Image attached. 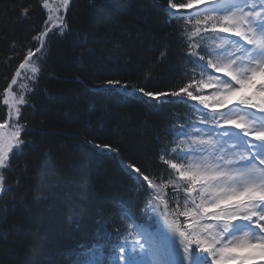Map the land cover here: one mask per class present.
Instances as JSON below:
<instances>
[{
	"label": "snow or ice",
	"instance_id": "obj_1",
	"mask_svg": "<svg viewBox=\"0 0 264 264\" xmlns=\"http://www.w3.org/2000/svg\"><path fill=\"white\" fill-rule=\"evenodd\" d=\"M72 3L39 0L46 17L21 49L0 93V103L7 107L0 122V200L9 191L6 174L12 158L34 144L27 138L28 123L21 122L22 108L34 107L30 94L50 51L49 36L70 31ZM89 3L96 6L94 0ZM30 7L21 6L25 18ZM166 12L169 22L179 25L176 40L182 46L180 59L189 66L183 73L187 83L148 90L106 77L94 91L139 94L161 108L194 102L195 116H177L178 122L165 130L171 139L161 142L155 155L148 151L143 160L121 161L134 178V191L146 199L124 201L126 209L112 214L115 222L97 231L96 242L67 253L71 264L264 262V0H166ZM9 47L19 55L15 40ZM165 56L162 51L161 59ZM12 59L7 57L5 64ZM86 143L120 156L119 145ZM141 202L140 212L156 214L163 223L145 227L136 214ZM15 207L12 201L0 208V222ZM12 231L14 226L5 238Z\"/></svg>",
	"mask_w": 264,
	"mask_h": 264
},
{
	"label": "trees",
	"instance_id": "obj_2",
	"mask_svg": "<svg viewBox=\"0 0 264 264\" xmlns=\"http://www.w3.org/2000/svg\"><path fill=\"white\" fill-rule=\"evenodd\" d=\"M94 4L73 0L70 31L50 34V51L30 94L34 107L22 108L21 122L28 123L27 138L34 144L12 158L6 174L9 191L0 208L12 201L16 207L0 222V264H71L67 253L96 242L97 231L115 222L112 214L126 209L124 201L146 199L134 191V178L118 156L91 148L86 139L119 145L122 160H143L171 139L165 130L177 116L191 113L179 102L161 108L140 96L94 91L106 77L169 90L187 83L183 73L189 67L180 59L179 25L169 22L166 0ZM21 6H31L26 18ZM45 17L39 0H0V93ZM13 40L19 55L9 47ZM9 56L13 59L5 64ZM6 117L0 103V122ZM143 206L137 205L136 214L144 219L149 214L139 211ZM11 226L14 231L5 238Z\"/></svg>",
	"mask_w": 264,
	"mask_h": 264
},
{
	"label": "rangeland",
	"instance_id": "obj_3",
	"mask_svg": "<svg viewBox=\"0 0 264 264\" xmlns=\"http://www.w3.org/2000/svg\"><path fill=\"white\" fill-rule=\"evenodd\" d=\"M261 264H264V262H261Z\"/></svg>",
	"mask_w": 264,
	"mask_h": 264
}]
</instances>
